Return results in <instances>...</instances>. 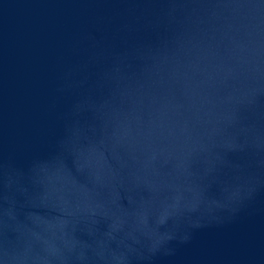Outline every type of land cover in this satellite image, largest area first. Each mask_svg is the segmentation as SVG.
I'll return each instance as SVG.
<instances>
[{"label":"water","instance_id":"95a60500","mask_svg":"<svg viewBox=\"0 0 264 264\" xmlns=\"http://www.w3.org/2000/svg\"><path fill=\"white\" fill-rule=\"evenodd\" d=\"M0 264H264V0H0Z\"/></svg>","mask_w":264,"mask_h":264}]
</instances>
